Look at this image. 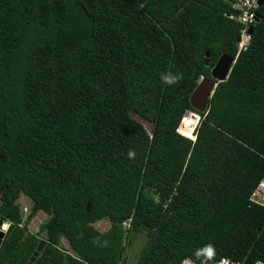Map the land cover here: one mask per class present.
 <instances>
[{
    "label": "trees",
    "instance_id": "1",
    "mask_svg": "<svg viewBox=\"0 0 264 264\" xmlns=\"http://www.w3.org/2000/svg\"><path fill=\"white\" fill-rule=\"evenodd\" d=\"M234 2L0 0V264H28L44 235L34 264H127L139 235L135 264H200L209 242L213 263L264 262V208L250 203L264 177V6L239 53ZM224 55L236 63L198 112L188 91ZM169 71L183 79L163 84Z\"/></svg>",
    "mask_w": 264,
    "mask_h": 264
},
{
    "label": "water",
    "instance_id": "2",
    "mask_svg": "<svg viewBox=\"0 0 264 264\" xmlns=\"http://www.w3.org/2000/svg\"><path fill=\"white\" fill-rule=\"evenodd\" d=\"M258 4L260 7H263L264 0H258ZM259 22H260V18L258 17L256 19V23ZM255 28L256 26L254 25L249 29L248 34L250 36L253 35ZM209 58H210V53H207L205 59L206 66H209ZM235 63H236V59L234 57L228 55L222 56L217 62L216 66L212 69L211 77L203 78L193 92L188 91V95H190L191 106L193 107V109H195L198 112L208 111L211 98L213 97L217 86L219 85V83H223L228 80ZM188 113L196 114L194 112H188ZM6 233L7 232H5L4 230H0V249L6 237ZM46 244L47 242L45 240H42L40 242L36 252L34 253L33 257L30 259L28 264H34L36 262L37 258L43 252Z\"/></svg>",
    "mask_w": 264,
    "mask_h": 264
},
{
    "label": "built area",
    "instance_id": "3",
    "mask_svg": "<svg viewBox=\"0 0 264 264\" xmlns=\"http://www.w3.org/2000/svg\"><path fill=\"white\" fill-rule=\"evenodd\" d=\"M258 0H235L233 3V9L235 10V14L229 15L230 19L237 20L242 25L241 31V40L239 42V53L243 51H247L251 36L248 34L249 29L256 24V19L258 18V9H259ZM200 120V118H199ZM182 125L180 126L178 132L185 136L183 133ZM192 139H195L192 138ZM250 203L256 206H260L264 208V177L258 183L256 189L254 190L251 198ZM9 226V225H7ZM128 226V224H126ZM129 227V226H128ZM189 259V258H187ZM192 260V259H191ZM184 261V260H183ZM182 261V262H183ZM226 261L227 264H241L235 261H232L227 258H223L220 261L213 263V264H222V262ZM182 262L180 264H182ZM193 264H198L193 261ZM255 264H264L263 261H258Z\"/></svg>",
    "mask_w": 264,
    "mask_h": 264
},
{
    "label": "rangeland",
    "instance_id": "4",
    "mask_svg": "<svg viewBox=\"0 0 264 264\" xmlns=\"http://www.w3.org/2000/svg\"><path fill=\"white\" fill-rule=\"evenodd\" d=\"M191 114H188L185 122L183 123L184 127L189 126V123L193 124V121L191 122L192 118H191ZM133 118L140 122L149 132H151V125L145 120L143 119L141 116L133 114ZM183 128V127H182ZM19 204L22 208V211L24 213L25 218H27V216L30 213L31 210V202L28 198L26 197H22L19 201ZM48 217L46 216V214L39 212L35 215V217L29 222L27 228L29 230V232L37 234L40 231V226L45 223L47 221ZM8 227L6 224L2 227L1 230H4L5 232H7ZM95 227L102 231L105 232L110 228V222L109 221H100L99 223L95 224ZM44 240L45 235L42 236ZM42 241V240H41ZM145 237L143 235H139L135 238L134 240V244L132 245V247H130V249L127 252V257H128V262L127 264H135L136 263V259L139 256L140 252L143 250L144 246H145ZM65 246L67 247V244L65 243Z\"/></svg>",
    "mask_w": 264,
    "mask_h": 264
},
{
    "label": "clouds",
    "instance_id": "5",
    "mask_svg": "<svg viewBox=\"0 0 264 264\" xmlns=\"http://www.w3.org/2000/svg\"><path fill=\"white\" fill-rule=\"evenodd\" d=\"M181 79H183V75L181 73H172L171 71H169L161 75L162 83L168 86L178 84ZM127 157L129 159H135L136 157L135 151L133 149H130L127 153ZM193 255L196 258V260L200 261V264H213L215 257L217 255L215 245L209 242L204 246L196 249ZM182 264H193V262L189 258V259H185L182 262ZM222 264H227V262L224 261L222 262Z\"/></svg>",
    "mask_w": 264,
    "mask_h": 264
}]
</instances>
